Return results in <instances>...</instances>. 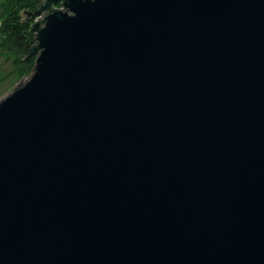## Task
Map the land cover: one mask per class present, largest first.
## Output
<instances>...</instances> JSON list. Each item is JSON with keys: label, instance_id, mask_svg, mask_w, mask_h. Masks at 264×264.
I'll return each instance as SVG.
<instances>
[{"label": "water", "instance_id": "obj_1", "mask_svg": "<svg viewBox=\"0 0 264 264\" xmlns=\"http://www.w3.org/2000/svg\"><path fill=\"white\" fill-rule=\"evenodd\" d=\"M35 15L0 100V264H264V0Z\"/></svg>", "mask_w": 264, "mask_h": 264}, {"label": "trees", "instance_id": "obj_2", "mask_svg": "<svg viewBox=\"0 0 264 264\" xmlns=\"http://www.w3.org/2000/svg\"><path fill=\"white\" fill-rule=\"evenodd\" d=\"M44 0H0V39L14 57V63L21 75H31L36 55L31 50L37 45L33 24L35 12Z\"/></svg>", "mask_w": 264, "mask_h": 264}, {"label": "rangeland", "instance_id": "obj_3", "mask_svg": "<svg viewBox=\"0 0 264 264\" xmlns=\"http://www.w3.org/2000/svg\"><path fill=\"white\" fill-rule=\"evenodd\" d=\"M38 17L39 16L36 15V19ZM29 77L30 75L20 74L15 66L14 57L10 54L7 48L2 46V44L0 43V100L13 92L15 86L21 83L22 80L23 82H25L27 79H29Z\"/></svg>", "mask_w": 264, "mask_h": 264}]
</instances>
